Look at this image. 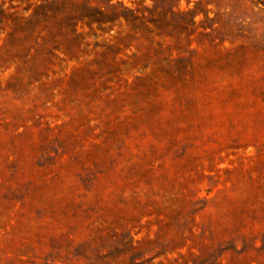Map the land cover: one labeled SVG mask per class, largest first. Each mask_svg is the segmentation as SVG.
Segmentation results:
<instances>
[{
    "label": "rangeland",
    "instance_id": "1",
    "mask_svg": "<svg viewBox=\"0 0 264 264\" xmlns=\"http://www.w3.org/2000/svg\"><path fill=\"white\" fill-rule=\"evenodd\" d=\"M0 264H264V0H0Z\"/></svg>",
    "mask_w": 264,
    "mask_h": 264
},
{
    "label": "trees",
    "instance_id": "2",
    "mask_svg": "<svg viewBox=\"0 0 264 264\" xmlns=\"http://www.w3.org/2000/svg\"><path fill=\"white\" fill-rule=\"evenodd\" d=\"M111 0H109V2H110ZM108 7H109V9L110 8H112V10H113V8H115L114 7V5L113 4H108ZM125 12H127V14H132L131 15V17H132V20L134 21V20H140V22H142V24L144 23L143 22V14L142 13H140L139 12V10L138 9H127V10H125ZM137 13H140V16H138L137 15ZM170 13H172V14H175L176 12H173L172 11V8H171V10H170ZM111 14H112V16H113V18H115L114 20H112V21H115L116 19H117V13H116V11H112V13H111V11H109V10H107V12H102L101 13V15L104 17V16H111ZM123 18L125 19V21H126V18L123 16ZM101 24L102 23H105V22H100Z\"/></svg>",
    "mask_w": 264,
    "mask_h": 264
}]
</instances>
